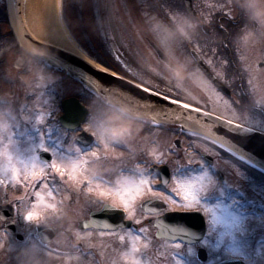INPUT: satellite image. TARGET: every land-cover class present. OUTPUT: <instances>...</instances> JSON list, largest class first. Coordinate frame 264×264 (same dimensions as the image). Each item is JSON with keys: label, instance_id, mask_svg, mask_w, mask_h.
Listing matches in <instances>:
<instances>
[{"label": "snow or ice", "instance_id": "6c2138e0", "mask_svg": "<svg viewBox=\"0 0 264 264\" xmlns=\"http://www.w3.org/2000/svg\"><path fill=\"white\" fill-rule=\"evenodd\" d=\"M164 3L172 7L171 0H164L163 3L154 5V9H158L157 15L149 17L153 21V29L155 33L161 36L165 45L178 41H187L193 43L199 40L198 31L207 30L211 33L213 28V18L211 15L206 16L203 20H195L191 13L196 11V6L190 3V0H180L176 3V8L182 9L185 15H181L179 11L175 14L168 12L164 8ZM212 8H218L224 16L231 17V11L223 3L209 5ZM249 9L253 16L264 24V11H258L254 0L242 6ZM223 28V25H220ZM248 33V36H252ZM253 42H255L253 40ZM223 43V41H221ZM208 46L209 50L215 51L205 42L204 45L195 43L191 50V59L199 61L201 59V49ZM35 51V49H32ZM119 60V57L116 58ZM244 57H241L243 60ZM264 63V54L261 55L260 61ZM186 63H189L186 60ZM205 63L213 65L212 59H206ZM228 61L220 62L221 68L225 67ZM96 67L104 72H109V67L96 65ZM127 69V66H123ZM249 68L248 64L243 65ZM131 71V69H127ZM200 72V69H195ZM251 71V70H250ZM112 75H117L112 72ZM217 79V86L220 83H230L227 80L225 71L213 70ZM93 92H104L108 94L115 104L120 107L116 109L119 117L128 121L126 126L118 128L113 127V121L117 118L109 116L107 112L93 110L87 113L84 118L82 112L73 113L70 109L69 119H76L74 125H48L47 131H42L44 127V118H51L50 112H40L34 117L23 115L26 105L21 104L16 116L13 115L14 109L7 108L0 113V185L19 184L25 187V195L17 198L19 207L16 211L20 217L27 222L41 223L42 215L39 210L40 206L47 209H57L56 194L61 192L62 188L80 193L83 191L87 197L86 204L88 207V215L81 221L84 228L90 226L103 225L112 229L110 235L117 236L118 240L124 242L127 240L125 250L120 253V260L123 264H151L147 258V249L150 245V237L147 235L148 227L146 221L145 227L138 229L127 228L123 222L119 224H110L107 220H98L93 218L94 212L115 213L118 212L123 219L139 224L140 219H135L137 211L147 214L148 220L157 226L156 236H164L166 240L171 239L173 243L167 245L171 248L170 255L174 257V264H203L197 254L198 247H207L209 249L211 264L212 260L233 259L246 262V264H256L253 260V252L249 249L243 235L247 231L248 225L259 220L264 223V212L259 216L245 207L243 203L238 201L230 190L227 182H219L215 176L213 169L216 165L206 162L204 159H189L186 164L177 162L176 167L172 169L171 181L163 176L159 168L160 165H167L171 161V157L164 154L163 148H154L151 153V159H143L140 164L133 167L125 165L115 166V171H101L95 167L90 168L89 164L95 160L107 159L116 154L109 152L108 149L117 146L131 147L126 136L130 135L129 128L131 123L138 119L147 120L151 117L153 126H163L165 123H176L188 132L194 135H204L205 138L215 137L213 143H218L222 148L226 147L227 151L237 157L239 161L247 165H253L254 159L246 151H244L239 142H233L234 138L229 139L221 137L213 132V125L224 124L229 129H234L240 133H248L257 130L264 132V118L259 121H253L255 127H245V125H237L235 120H224L223 117H216L214 112H205L203 108H196L193 103H186L182 99H173L171 96L165 97L171 100L173 104L179 105L182 109L191 110L188 112L173 110L168 107L155 109L154 106L143 102L138 97L124 93L120 89H111L105 87L101 81L95 77L79 73ZM122 78V77H121ZM251 83V80L249 81ZM135 84V80L132 81ZM211 83V81H208ZM140 89L152 92L153 89L149 85L146 87L144 82L136 85ZM227 103V101H225ZM261 105H264V97H261ZM194 113H200L195 115ZM264 117V113L261 114ZM35 122H32V121ZM85 120L81 126L80 121ZM66 128L75 133L76 128H81L82 132H88L89 129H95L91 132V137H95L93 143H89L79 135H73L72 141L79 142L70 143L65 146L63 141L67 139V131L61 129ZM55 131V134H53ZM90 137V139H91ZM169 151L175 152L174 146L165 145ZM208 151L207 148L204 149ZM42 153H48V158H44ZM123 169V170H122ZM115 176L111 179L110 176ZM57 177L59 180H57ZM159 177V179H157ZM61 182L62 186H58ZM39 185V188H37ZM28 189H32L28 193ZM34 195L35 199L31 200V206L26 204L27 196ZM227 197L228 203L224 202ZM139 200V209L136 202ZM215 201L212 203L211 201ZM159 201V206L151 207L152 202ZM63 203V200L59 201ZM238 205V206H237ZM207 214L208 228L206 232H197L189 227L179 223H166V213L176 211H186L197 208ZM154 217V219H153ZM5 219L0 216V220ZM52 227V225H48ZM87 233H77L78 241H87ZM105 233H101V236ZM141 237L144 243L141 244ZM31 240V234L26 232L23 241L12 240L9 243L10 248L26 247L28 241ZM182 242L184 248L182 250ZM3 239L0 238V245ZM37 244L31 245L32 249H36ZM91 245L84 246L76 244L73 246L75 251L80 254L83 248V255H91ZM52 253H49L51 255ZM261 260L259 264H264V249L259 251ZM71 259V257H68ZM113 264H118L113 261Z\"/></svg>", "mask_w": 264, "mask_h": 264}, {"label": "flooded vegetation", "instance_id": "af4514ba", "mask_svg": "<svg viewBox=\"0 0 264 264\" xmlns=\"http://www.w3.org/2000/svg\"><path fill=\"white\" fill-rule=\"evenodd\" d=\"M146 2L149 3L147 6L153 7L163 3L164 0H146ZM171 2L172 7L164 3V8L168 12L175 14L176 11H179L181 15L186 14L182 9L176 8V3L180 0H171ZM248 2L249 0H190V3L196 6V11L191 13L195 20H203L208 15L212 16L214 24L211 33L207 30L198 31V41L193 43L178 41L161 47L160 49L165 54L167 61L158 58L152 43L146 38L148 41L147 48L152 53L157 68L153 71L152 67L146 65L149 69V72L146 73L148 79L142 76L140 69H133L132 72H128L127 76L140 83L144 82L146 87L150 85L154 91L164 96H171L174 99H182L186 103H193L197 108L214 112L216 115L228 120H235L237 124L243 123L245 127H255L252 122L264 118L261 115L264 113V105L260 103L261 97H264V63L259 62L261 55L264 54V24H261L249 9L242 7ZM254 2L258 11H264V0H254ZM217 3L226 4L231 11V17L224 16L218 8L209 7V5ZM155 10L158 11V9ZM16 11L14 0H0V113L7 108L14 109L12 107V97H14L13 104H16L19 109L21 105L19 97L23 88L20 76L31 69L32 65L37 64L50 74H52V71V75H58L61 79L70 78L57 69H48L42 61L33 57L30 51L26 50L25 41L21 40L23 39L22 36L15 32L16 30L11 24V21L17 23L20 18L19 25L26 32H29L21 19V14ZM150 13L155 14V16L157 14L156 11L153 12L152 10ZM220 25H223V28ZM15 27L19 28L18 25ZM248 33L253 35L248 36V39L245 40ZM28 42L29 44L32 43V41ZM205 42L215 51L209 50L208 46L202 47L200 61L204 64L203 66L199 61L191 59V50L195 43L204 45ZM242 56L244 57L243 60H241ZM206 59H212L214 64L208 65L205 63ZM186 60L189 63H186ZM223 61H228V64L221 68L220 62ZM244 64H248L249 68H244ZM197 68L200 69V72L195 71ZM214 69L225 71V78L230 83H220L217 86L216 77L211 75ZM71 80L75 87L80 85L77 80ZM208 81H211V83H208ZM59 82L62 81L59 80ZM4 92L7 94H4ZM76 93L78 94H67L63 98L75 96L81 100L82 86ZM13 115L16 116L15 109ZM133 126L134 124L131 123L129 132L132 131L125 138L131 147L117 146L108 149L109 152L122 153L123 155H113L107 159H99L95 168L101 171L112 170L114 172L115 166L133 167L142 162L141 158L150 160L154 148H161V146H157V142H147L142 134L135 132ZM256 131L260 130L257 128ZM144 133H146V130ZM70 143L75 142H64L65 146ZM178 144V147L175 148L178 150V152H175L176 154H168V149L165 148L166 153L171 157V161L167 165L159 166L163 176L167 171L170 186L172 185V169L176 167L177 162L186 164L189 159H204L206 162L216 165L213 169L215 176L217 171L222 176L218 181L221 184L226 181L230 186L232 195L238 201L254 211L257 216L264 212L263 170L254 165H247L233 155L219 154L215 145L210 142H198V145L194 142H188L190 146H193V151L189 153L193 157L185 156L183 142H178ZM205 148L208 149L207 152L204 151ZM89 167L93 168L90 165ZM110 178L114 179L115 176H110ZM22 193H25L22 186L10 189L6 186L0 187V206L7 208L6 212H2L5 219L0 220V238L3 239V244L0 245V264H113V261L123 264L120 260V253L125 250L127 240L121 242L117 236L110 235L112 229L83 227L81 221L88 215L89 207L86 204L87 197L83 191L76 193L62 188L61 192L56 194L57 209L55 212L40 206L39 210L42 213L40 224L34 221H24L16 211L19 205L17 200L15 201L10 196H18ZM223 199L225 203H228L227 197ZM61 200H63V203H59ZM211 202L214 203L215 201ZM10 204L13 209L9 210L8 205ZM159 204V201H155L150 206L156 207ZM136 207L139 209V200L136 202ZM176 213V218L170 217L171 220L165 222L179 223L197 232L207 231V214L202 208L176 211ZM184 213H190L187 216L188 220H185ZM105 215L107 217L109 214ZM103 217L104 215L100 216L101 221L104 220ZM141 217H143L141 222L136 224L125 216L124 219L130 221L129 227H125V229L145 227V222L148 221L147 235L150 237V245L147 249V258L151 264H174L175 258L170 255L171 248L167 246L171 245L173 241L171 239L166 240L164 236H156L157 226L148 220L147 214L137 211L135 219ZM173 219L176 220L173 222ZM119 223L121 222H116V224ZM48 225H52L56 230L49 228ZM41 226H47V228L41 229ZM26 232L31 234V240L28 241L26 247L15 249L9 247V243L13 239L23 241ZM51 232H54V234H51ZM77 233L90 235L87 241H78ZM101 233H105V235L101 236ZM243 238L253 252V260L256 261V264H259L261 260L259 251L264 249V223L257 220L248 225ZM33 243L38 245L36 249L31 248ZM140 243H144L143 237H141ZM76 244L91 245V255H83V248L78 254L73 248ZM183 248L184 244L182 242V250ZM49 253L52 254L49 255ZM197 254L203 264H208L210 255L207 247H198ZM68 257H71V259H68ZM224 260L231 259L212 260L211 264H219ZM228 264H246V262L237 260Z\"/></svg>", "mask_w": 264, "mask_h": 264}, {"label": "rangeland", "instance_id": "374dc122", "mask_svg": "<svg viewBox=\"0 0 264 264\" xmlns=\"http://www.w3.org/2000/svg\"><path fill=\"white\" fill-rule=\"evenodd\" d=\"M141 2V0H58L57 17L58 21L66 30L69 38H71L76 46L84 51V53H87L91 57L88 51L81 46L82 44L77 41L75 35L81 40H85L84 35L86 37L88 34V37H90L89 44L91 45L97 46L98 42L101 44L103 41L106 42L109 54L108 56H102L104 60L114 63L116 67L120 66L126 71L127 69H131L130 72H132L133 69H140L139 71H141L142 76L148 79L146 73L149 72V69L146 65H149L150 68L152 67L153 71L157 68V63L154 61L152 53L147 48L148 41H150V43L153 41L159 48L166 45L162 42L161 36L155 33L152 26L153 21L149 19V17L155 15L148 12L145 6H141ZM78 7L79 10L76 9ZM77 13L82 17V22H79L78 15H76ZM65 16L68 19V24L65 21ZM83 19H85L84 22ZM69 20L71 25L69 24ZM69 27H72V30ZM83 28L86 31L85 34L83 33ZM146 38H148V41ZM117 57H119V60L116 59ZM124 65L127 66V69L123 67ZM158 69L160 70V68ZM127 72H125V74L128 75ZM52 74L48 73V71L41 66L34 64L31 69L20 76L23 88L21 89V96L19 94V100L21 104L26 105V110L23 112V115L34 117L35 115H39L40 112L51 113V118L45 116L43 121L44 127L41 129L42 131H47L48 125L56 124L55 122L59 112L57 105L59 98H61L60 95L62 90L68 91L70 94H78L76 92L81 88L80 85L75 87L70 78L64 80L58 77V75ZM59 80L62 82L60 83ZM4 94L7 93L4 92ZM81 97L86 103V106L88 105L87 107L90 108L91 112L93 110L104 111L107 112L109 116L117 117L113 121V127L118 128L128 124L126 121H121L109 107L103 105L101 102L97 103L94 101L91 95L83 93ZM11 101L12 107L17 113L19 109L16 104H13L14 97H12ZM32 122L35 121L33 120ZM133 124L135 130H138L139 124L137 122H133ZM61 130L66 131L64 128ZM92 131H95V129L88 130L89 133ZM174 132V130L167 127L162 129L155 128L152 129L147 138L161 141L156 144L163 148L166 156H168L165 150L166 147L163 146L170 144L173 138H179L184 144L185 150L183 153L185 156L193 157L186 151L189 146L186 138ZM72 135L71 132L67 131V139H65L63 143L74 142L70 137ZM194 143L198 145V142ZM175 152H178V150ZM97 165V161L90 164L92 167ZM3 186L10 189L22 185H0V187ZM58 186L62 185L59 184ZM37 188H39V185H37ZM23 195L25 194L18 195L16 198ZM32 199H35L34 195L27 196L26 204L29 207L31 206Z\"/></svg>", "mask_w": 264, "mask_h": 264}, {"label": "water", "instance_id": "95a60500", "mask_svg": "<svg viewBox=\"0 0 264 264\" xmlns=\"http://www.w3.org/2000/svg\"><path fill=\"white\" fill-rule=\"evenodd\" d=\"M14 2L16 5L17 1L14 0ZM30 46L33 48H36L38 46H40L42 48L52 47V48L60 51L61 53L67 55V58L65 59V61L62 60V61L57 62V61H52L50 59L49 60L52 61L53 64L63 66L64 69L69 74H71L72 76L78 77L87 87H89L88 84L84 80H82L79 76V73H81V72L95 77L97 80L101 81L102 84L107 88L120 89L124 93L131 94L133 97H138L143 102H146L149 105L154 106L155 109H157V110L162 109L164 107H168V108H171L173 110H180V111H184V112L191 111V110H187V109H182L179 105L173 104L171 100L163 98L162 96H159L155 93L144 91L143 89H140L139 87H137L135 84L130 83L121 77H117V76H114L108 72L98 70L97 68L93 67L90 63H88L84 59H81L80 57H78V56H76L70 52L55 48L54 46H51V45L46 44V43L38 42V41H32ZM155 49L157 50L159 57L164 58V54H162L161 51L157 47H155ZM41 52L50 55V53L45 52V50H42ZM41 56H44V55H41ZM78 60L81 61L82 64H79V65L74 64ZM97 94L102 95L108 103L114 104V105H117L118 107H120L119 104H115V102L112 101V98L108 94H106L104 92H99ZM62 105H63L62 106L63 107V114L59 118L62 125H74L76 123V119H69L70 109L72 110L73 113L82 112L84 118L87 114V109L84 106H81L78 103V101L74 98L66 99ZM194 114L200 115V113H194ZM148 120H151V117H149ZM165 124H178L183 131H186L180 125L179 122L165 123ZM213 132H215L217 135H219L221 137H226L229 139L234 138L233 142L235 143L238 141L241 148L244 151H246L250 156L253 157L254 164H256V165H258L264 169V134L256 132V131H251L248 133H240V132L235 131L234 129H229L224 124L213 125ZM78 135L81 136L84 140H87L88 142L92 141V137L90 134H87L85 132H81ZM90 137H91V139H90ZM209 139L214 141L215 137H209ZM93 218L96 219V214H94Z\"/></svg>", "mask_w": 264, "mask_h": 264}, {"label": "bare ground", "instance_id": "6f19581e", "mask_svg": "<svg viewBox=\"0 0 264 264\" xmlns=\"http://www.w3.org/2000/svg\"><path fill=\"white\" fill-rule=\"evenodd\" d=\"M16 10L21 14V19L29 32H26L23 27L19 25V22H21L20 18L17 20V23L11 21V24L16 30L15 32L22 36L23 39L21 40L25 41L26 50L33 51L28 41L39 40L42 43L70 52L84 59L95 68H97L96 65L103 66L99 62L91 59L87 53H84V51L77 47L75 42L69 38L66 30L58 21V0H18L16 3ZM14 25H18L19 28ZM42 50L50 53L49 59L52 61H65L67 58V55L52 47L42 48L38 46L35 48L34 52L37 53ZM74 64L79 65L82 64V62L78 60ZM108 73L111 74V71L109 70Z\"/></svg>", "mask_w": 264, "mask_h": 264}, {"label": "trees", "instance_id": "16d2710c", "mask_svg": "<svg viewBox=\"0 0 264 264\" xmlns=\"http://www.w3.org/2000/svg\"><path fill=\"white\" fill-rule=\"evenodd\" d=\"M77 10H79V7L78 8H76ZM76 15H78V13L76 14ZM78 18H79V22H82V17L80 16V15H78ZM65 21H66V23L68 24V19H67V17L65 16ZM85 21V19H83V22ZM69 24L71 25V23H70V20H69ZM70 28V27H69ZM72 28V27H71ZM70 28V29H71ZM72 30V29H71ZM83 33L85 34V29L83 28ZM76 36V39H77V41H79L81 44H82V46L88 51V53L95 59V60H97V61H99V62H102L103 64H105V65H111V67H114L117 71H122L121 69H119L118 67H116L115 65H114V63H111V62H109V61H106V60H104V56H108V54H109V51H108V48L106 47V42H102V44L101 43H99L98 42V44H97V46L96 45H91V44H89V39H90V37H88V34L86 35V37H85V35H84V39L85 40H81L77 35H75ZM90 45V47H89V45ZM100 53H101V55H100ZM103 56V57H102ZM153 126H151V128H152Z\"/></svg>", "mask_w": 264, "mask_h": 264}]
</instances>
